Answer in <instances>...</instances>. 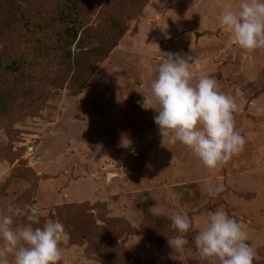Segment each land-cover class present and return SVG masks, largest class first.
<instances>
[{"label":"rangeland","instance_id":"obj_1","mask_svg":"<svg viewBox=\"0 0 264 264\" xmlns=\"http://www.w3.org/2000/svg\"><path fill=\"white\" fill-rule=\"evenodd\" d=\"M106 1L91 3L96 29L106 25ZM108 2L126 29L89 79L72 81L71 74L57 80L62 60L41 54L43 60L27 70L43 77L34 103L17 109L23 115L0 117V215L10 203L29 204L40 210V226L59 220L66 228L58 264H105L80 223L70 226L77 217L59 215L66 213L64 203L79 206L89 226L92 221L113 234L134 264H202L195 235L210 212L221 210L247 232L253 264H264V50L242 51L219 24L224 6L237 8L239 0ZM15 43L13 49L0 43V58L7 53L0 75L9 80V53L23 52ZM94 45L73 48L87 56ZM169 52L193 57V84L210 76L219 91L243 104L234 119L244 149L216 170L179 142L163 144L157 113L142 106L145 96L151 101V83ZM209 186L222 191L209 195ZM176 213H186L191 224L181 260L170 258L167 243L176 235L169 219ZM26 223L16 217L14 227Z\"/></svg>","mask_w":264,"mask_h":264},{"label":"clouds","instance_id":"obj_2","mask_svg":"<svg viewBox=\"0 0 264 264\" xmlns=\"http://www.w3.org/2000/svg\"><path fill=\"white\" fill-rule=\"evenodd\" d=\"M202 15V23L204 16ZM220 27L227 31L234 44L244 52L264 50V0H239L237 8L225 5L219 16ZM155 79L151 83V101L145 96L142 104L157 115L163 144L187 147L209 170L226 165L243 151L245 138L236 130L234 113L243 110V104L219 91L217 82L202 76L192 83L191 55L163 53ZM154 103V107H146ZM125 144V143H124ZM209 195L222 188L207 187ZM24 216L28 223L14 227L16 217ZM175 236L168 237L170 258L180 257L189 243L186 234L191 224L186 213L169 217ZM65 227L59 220H50L40 226V210L29 204L23 207L10 203L0 215V264H58L62 259L61 242ZM243 227L221 210L208 214L206 226L194 238L197 255L202 264H253V245Z\"/></svg>","mask_w":264,"mask_h":264},{"label":"trees","instance_id":"obj_3","mask_svg":"<svg viewBox=\"0 0 264 264\" xmlns=\"http://www.w3.org/2000/svg\"><path fill=\"white\" fill-rule=\"evenodd\" d=\"M96 1L100 0H0V43L5 49H13V43L16 42L23 51L17 57L9 53V61L5 66L11 73L10 80L6 79V75H0V117L7 116L8 119L14 114L23 115L25 113H16L17 109L25 107L27 103H34L31 100L37 97L43 77L32 75L29 71L43 60L41 54L62 60L60 76H54L57 80L63 81V76L70 79L72 74V81L80 76L86 82L94 73L95 64L105 59L118 45L117 34L119 36L126 29L119 16L120 11L111 7L108 1L113 0L106 1L108 7L102 9L106 25L96 29L89 20L91 3L96 4ZM89 44L95 45L90 47L87 56L73 48L76 45L77 48L84 46L85 49ZM3 53L7 54L1 51V71H4ZM23 56L25 58L22 59ZM84 68L86 73L83 75ZM60 209H66V213L59 212L64 218L77 217L78 220H71L70 226L80 223L85 238L94 244L105 264H134L129 256L121 253L117 238L105 233L106 228L95 227L92 221V227L86 223L77 211L79 206L64 203Z\"/></svg>","mask_w":264,"mask_h":264},{"label":"water","instance_id":"obj_4","mask_svg":"<svg viewBox=\"0 0 264 264\" xmlns=\"http://www.w3.org/2000/svg\"><path fill=\"white\" fill-rule=\"evenodd\" d=\"M34 161H36V160H34Z\"/></svg>","mask_w":264,"mask_h":264}]
</instances>
